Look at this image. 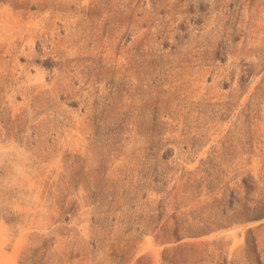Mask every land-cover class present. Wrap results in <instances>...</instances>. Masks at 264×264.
Returning <instances> with one entry per match:
<instances>
[{
    "label": "rangeland",
    "instance_id": "374dc122",
    "mask_svg": "<svg viewBox=\"0 0 264 264\" xmlns=\"http://www.w3.org/2000/svg\"><path fill=\"white\" fill-rule=\"evenodd\" d=\"M0 264H264V0H0Z\"/></svg>",
    "mask_w": 264,
    "mask_h": 264
}]
</instances>
